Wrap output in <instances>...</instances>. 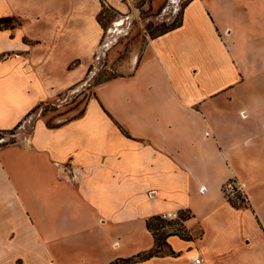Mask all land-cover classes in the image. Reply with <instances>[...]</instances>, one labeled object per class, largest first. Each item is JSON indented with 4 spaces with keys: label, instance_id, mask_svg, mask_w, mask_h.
I'll return each instance as SVG.
<instances>
[{
    "label": "crops",
    "instance_id": "obj_1",
    "mask_svg": "<svg viewBox=\"0 0 264 264\" xmlns=\"http://www.w3.org/2000/svg\"><path fill=\"white\" fill-rule=\"evenodd\" d=\"M125 1L0 0V131L86 80ZM119 64L77 117L0 148V264H111L180 212L189 239L131 264H264V0H188Z\"/></svg>",
    "mask_w": 264,
    "mask_h": 264
},
{
    "label": "rangeland",
    "instance_id": "obj_2",
    "mask_svg": "<svg viewBox=\"0 0 264 264\" xmlns=\"http://www.w3.org/2000/svg\"><path fill=\"white\" fill-rule=\"evenodd\" d=\"M187 1L126 0L124 12L105 7L100 16V21L105 30L110 28L114 30L112 33L105 31L103 43L105 40L106 42L113 41L114 47L106 51V42L104 46H101L85 81L76 85L71 91L61 94L57 101L42 104L37 110L28 114L15 128L5 132L1 131L0 148L15 144L20 141V138L28 137L32 132L33 121L39 114L45 117L44 119L49 126H54L81 114L87 99L98 85L112 78L123 76V70L119 63L129 56L131 46L135 45L136 50L141 49L149 39L177 24ZM229 184L237 187L233 182H229ZM225 187L222 189L223 195H225ZM242 199L244 201L241 204H238L236 200H232L233 204L244 206L245 198ZM179 215L185 216L187 213L180 212ZM155 223L158 227H161L160 232L162 233L175 232L177 229L183 231L182 223L179 220H165L164 222ZM162 249L164 252H168L166 248Z\"/></svg>",
    "mask_w": 264,
    "mask_h": 264
},
{
    "label": "trees",
    "instance_id": "obj_3",
    "mask_svg": "<svg viewBox=\"0 0 264 264\" xmlns=\"http://www.w3.org/2000/svg\"><path fill=\"white\" fill-rule=\"evenodd\" d=\"M180 24H181V17H180V20L177 24H174L170 29L163 31L159 35H162L168 31H171V30L177 28L178 26H180ZM2 132H5V131H2ZM239 197H241V196H239ZM228 201L231 202V204L234 207H239V206L233 204L232 200H228ZM243 201H244V199L241 198L240 204ZM188 217H189L188 214L185 216L179 215V220L184 221V220L188 219ZM164 221H165V219H163L160 216L152 217L151 219H149L147 221V228L152 232L154 239H155V248L153 250L149 251L148 253L139 254L137 256H134V257H131L128 259H119L115 262H112L111 264H131V263L136 262V261L145 260V259L151 258L153 256H158L160 254H163L164 250L162 248H166V249L168 248L167 243H166V239L169 236V234L167 232L166 233L160 232L161 227H158V225L155 222H164ZM172 233L179 235L183 239H187V240L189 239V235L185 231H182L181 229H177L175 232L173 231ZM167 251L169 252V249H167Z\"/></svg>",
    "mask_w": 264,
    "mask_h": 264
},
{
    "label": "built area",
    "instance_id": "obj_4",
    "mask_svg": "<svg viewBox=\"0 0 264 264\" xmlns=\"http://www.w3.org/2000/svg\"><path fill=\"white\" fill-rule=\"evenodd\" d=\"M224 196L227 200H236L238 204H240L241 197L243 196V193L237 188L233 187L232 185H228L224 189ZM241 196V197H239ZM243 198V197H242ZM162 218L169 221H174L179 219V214L175 213H166L165 215H162ZM194 264H201L202 259L201 258H195Z\"/></svg>",
    "mask_w": 264,
    "mask_h": 264
}]
</instances>
